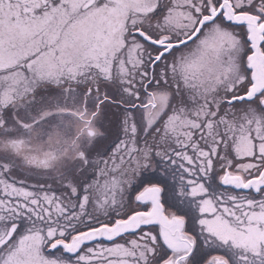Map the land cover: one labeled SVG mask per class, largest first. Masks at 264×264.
Returning a JSON list of instances; mask_svg holds the SVG:
<instances>
[{"label": "snow or ice", "instance_id": "obj_1", "mask_svg": "<svg viewBox=\"0 0 264 264\" xmlns=\"http://www.w3.org/2000/svg\"><path fill=\"white\" fill-rule=\"evenodd\" d=\"M0 264H264V0H0Z\"/></svg>", "mask_w": 264, "mask_h": 264}]
</instances>
